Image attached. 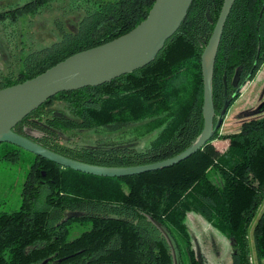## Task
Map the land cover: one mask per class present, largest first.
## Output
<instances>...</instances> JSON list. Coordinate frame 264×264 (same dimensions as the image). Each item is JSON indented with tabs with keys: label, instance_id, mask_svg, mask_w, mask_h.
I'll return each mask as SVG.
<instances>
[{
	"label": "trees",
	"instance_id": "trees-1",
	"mask_svg": "<svg viewBox=\"0 0 264 264\" xmlns=\"http://www.w3.org/2000/svg\"><path fill=\"white\" fill-rule=\"evenodd\" d=\"M155 1L0 0V33L9 53L7 64L0 59V89L129 32ZM224 2L194 0L152 62L98 86L60 92L13 131L97 166L144 165L180 154L204 129L202 54ZM47 17L50 36L40 38L36 23ZM263 63L264 0H235L212 71L214 123ZM157 130L144 149L130 145ZM81 133L95 134L98 144L75 143L72 137ZM130 133L135 138L125 141ZM215 140H227L226 148L217 152L210 146ZM26 160L20 206L0 212V264H176L161 225L174 238L181 264H201L190 212L231 242L232 264H251V243L263 264L264 117L244 121L235 132L219 129L190 157L140 174H88L0 143V164ZM74 211L80 215L67 218ZM74 223L90 225L68 239Z\"/></svg>",
	"mask_w": 264,
	"mask_h": 264
},
{
	"label": "water",
	"instance_id": "water-1",
	"mask_svg": "<svg viewBox=\"0 0 264 264\" xmlns=\"http://www.w3.org/2000/svg\"><path fill=\"white\" fill-rule=\"evenodd\" d=\"M193 1L156 0L147 17L129 32L98 46L79 51L31 79L0 89V143H12L63 167L108 177H122L162 169L197 152L221 128L231 104V100L225 101L220 117L214 123L212 71L222 31L235 0H225L202 54L205 120L203 132L193 145L180 154L144 165L97 166L57 154L13 131V128L33 110L60 92L98 86L152 62L163 49L166 41L179 29ZM77 215H80V212H68L67 218ZM161 228L173 248L176 264H181L179 249L174 238L162 225ZM46 263L47 260L41 264Z\"/></svg>",
	"mask_w": 264,
	"mask_h": 264
},
{
	"label": "rangeland",
	"instance_id": "rangeland-1",
	"mask_svg": "<svg viewBox=\"0 0 264 264\" xmlns=\"http://www.w3.org/2000/svg\"><path fill=\"white\" fill-rule=\"evenodd\" d=\"M53 14H59V12H54ZM47 20H51V18L47 17L46 20L36 23L40 27V29L37 28V36L40 38L43 35L46 37L50 36L49 33L45 34L48 24H50ZM0 59L2 63L7 64L9 62V53L2 33H0ZM263 103L264 73L261 72L260 67L253 79L245 83L241 88L240 95L229 105L220 131L223 133L235 132L241 128L244 121L264 117ZM157 133L158 130L135 140H132L135 138V134L130 133L124 137V140H132L130 141L131 146L137 149H144ZM116 134L118 138L116 137L115 139L121 141L123 134L119 132H116ZM72 138L76 141L75 143L83 145H92L99 139V137L92 133H81ZM227 143V140H215L210 143V146L215 147L217 152H221L222 148L220 147L224 146L225 149ZM27 169V160L15 164H0V212H11L19 208ZM187 224L201 264H232V245L223 234L213 228L200 214L195 212L188 213ZM89 225L87 223H74L68 234V239L77 237L84 230L88 229ZM255 258L251 243V264H259Z\"/></svg>",
	"mask_w": 264,
	"mask_h": 264
},
{
	"label": "crops",
	"instance_id": "crops-1",
	"mask_svg": "<svg viewBox=\"0 0 264 264\" xmlns=\"http://www.w3.org/2000/svg\"><path fill=\"white\" fill-rule=\"evenodd\" d=\"M261 72L264 73V63H263L262 66H261ZM220 148H222V150H223V149H224V146H223V147H220ZM222 150H221V151H222Z\"/></svg>",
	"mask_w": 264,
	"mask_h": 264
},
{
	"label": "flooded vegetation",
	"instance_id": "flooded-vegetation-1",
	"mask_svg": "<svg viewBox=\"0 0 264 264\" xmlns=\"http://www.w3.org/2000/svg\"><path fill=\"white\" fill-rule=\"evenodd\" d=\"M258 72V71H257ZM98 144V142L96 141V143L89 145V146H96Z\"/></svg>",
	"mask_w": 264,
	"mask_h": 264
}]
</instances>
